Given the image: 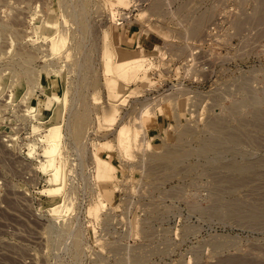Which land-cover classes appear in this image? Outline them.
<instances>
[{"label": "rangeland", "instance_id": "rangeland-1", "mask_svg": "<svg viewBox=\"0 0 264 264\" xmlns=\"http://www.w3.org/2000/svg\"><path fill=\"white\" fill-rule=\"evenodd\" d=\"M261 1L0 0V264H264ZM59 33L64 42L55 44L50 36ZM198 39L199 61L210 66L199 82V115L188 118L187 100L175 101L189 90L173 89L140 118L145 131L157 120L172 123L167 140L132 157L141 130L132 120L144 96L176 81V66ZM107 56L115 66L136 57L151 63L125 80ZM55 89L68 98L66 171L82 181L68 190V175L64 199L48 194L50 174L40 166L48 127L25 110L36 99L44 120L60 97ZM76 113L85 116L79 134L68 129ZM123 123L132 126L129 149L116 132ZM211 139L216 144L207 145ZM106 140L118 149L104 148ZM95 144L108 178L96 176ZM74 149L84 161L70 158ZM122 153L131 155L123 168ZM99 192L107 204L100 213L90 210ZM61 201L71 210L54 214Z\"/></svg>", "mask_w": 264, "mask_h": 264}, {"label": "bare ground", "instance_id": "bare-ground-1", "mask_svg": "<svg viewBox=\"0 0 264 264\" xmlns=\"http://www.w3.org/2000/svg\"><path fill=\"white\" fill-rule=\"evenodd\" d=\"M120 3H128L129 0H116ZM261 1V0H260ZM263 1H261L262 3ZM260 3V4H261ZM262 15V14H261ZM264 16V15H263ZM262 17V16H261ZM50 23H53V20H50ZM42 29L48 30L51 29V26L45 24L44 26L42 25L41 27ZM195 32H197V30H195ZM60 35V33H59ZM50 40L52 42H55V44H57L56 42L62 41L64 42V37L63 36H59L57 37V35H53L50 36ZM113 56H107L105 58V62L107 63V66L110 67L111 71L113 73H116L118 78L121 79H125V80H132L135 79L137 77V75L143 70L145 69L149 63L148 59L144 58V57H136L133 58L131 60H125L122 61L120 63V65L115 66L114 63H111L113 60ZM57 88V87H56ZM59 93V89H55L53 95H58ZM126 97V96H125ZM13 98V97H12ZM67 95L66 93H62V95L60 94V97L56 99V103L54 105L50 104L47 106L48 109H45V113H47V117H44V120H39V116L38 113L42 112L39 111L38 112V101L36 99H33L31 103H27V108L26 110V114L32 115L34 116V118L37 119V121H40L39 123H44L46 124L47 130L45 133H43V135L41 136V140L45 143L44 148H43V152L40 153V155L43 157L41 159V168L46 171V173L48 172V174H50V181H51V186L49 188H47V192L48 194L54 198L57 199L59 198V196L62 195L64 188L66 187L67 184V177H68V171L69 169L66 171V167H67V162L66 160L63 158V153H62V144H63V140L66 137V133L64 130V124H65V120L66 117H64V113H66L65 110V106L64 104H66L67 102ZM62 100V101H61ZM257 100V99H256ZM64 101V104L62 103ZM255 102V101H254ZM259 102V101H258ZM261 102V101H260ZM257 103V102H256ZM123 104V103H122ZM233 106V105H232ZM236 106V105H234ZM233 106V107H234ZM148 111V110H147ZM151 112V110H149ZM236 112V111H235ZM234 112V113H235ZM256 112V111H255ZM259 114V113H258ZM144 117V116H143ZM259 118V117H258ZM85 121V116H80L78 113L75 114L73 123H72V119L71 121L68 122V129L70 127L71 130H75L78 134L79 132L82 130L83 127V123ZM212 121V120H211ZM217 121V120H215ZM212 123V122H211ZM214 123V121H213ZM218 123V122H216ZM210 124V123H209ZM219 125V124H218ZM43 126V125H42ZM45 126V125H44ZM73 127V128H72ZM222 127V126H221ZM224 127V126H223ZM40 128V125H36L34 124V131L38 130ZM211 128V127H210ZM69 129V130H70ZM224 129V128H223ZM226 129V128H225ZM218 130V129H216ZM220 130V129H219ZM74 132V131H72ZM117 136H119L118 138H120V142L123 146H125V149H129V147L132 144V126H130L128 123H123L122 125H120V127L117 129ZM219 132V131H218ZM221 134V133H219ZM223 134V133H222ZM236 134V133H235ZM225 135V134H224ZM234 135V134H231ZM216 136V135H215ZM221 136V135H220ZM235 136V135H234ZM138 137V133H135V138ZM213 137V136H212ZM218 137V136H217ZM237 138V136H236ZM239 138V136H238ZM234 139V138H233ZM240 140V138H239ZM221 141V140H220ZM224 141V140H222ZM237 142V140H235ZM226 142V141H225ZM235 142V143H236ZM104 143V148H107L108 150H115L118 149V147L115 146V143L111 142V140H106L103 142ZM205 143L207 145H213L216 144V142H213V140L211 139L210 141H205ZM218 143V142H217ZM230 142H227V144ZM233 143V142H232ZM239 143V142H238ZM221 144V143H220ZM224 144V143H223ZM226 144V143H225ZM205 145V144H204ZM238 145V144H236ZM30 146V150L29 153L30 154H34L35 153V146L33 143H29ZM215 146V145H214ZM223 146V145H222ZM209 147V146H208ZM207 147V148H208ZM218 147V146H217ZM226 147V146H225ZM236 147V146H235ZM97 149V144H95L94 150L91 152L92 156L94 158V161H96V176H97V171H99L100 173V177L105 178V176L108 178L109 175V162H108V166L104 163H101L102 157L99 156V154L97 153V151H95ZM212 149V148H211ZM219 150V149H218ZM117 157V156H116ZM118 159V158H117ZM246 159V158H245ZM254 159V158H253ZM252 159V160H253ZM107 161V160H105ZM253 163V162H252ZM115 164V163H114ZM227 164V163H226ZM256 164V163H254ZM239 166V165H238ZM233 167V166H232ZM246 167L248 166H244V167H238L241 170H245ZM260 167V166H259ZM237 168V169H238ZM250 168V167H248ZM252 168V167H251ZM232 169V168H231ZM230 169V170H231ZM236 169V168H235ZM236 169V170H237ZM255 169V168H254ZM253 169V170H254ZM235 170V171H236ZM247 170V169H246ZM245 170V171H246ZM251 171V170H250ZM259 171V170H258ZM229 172V171H228ZM234 172V171H233ZM249 172V171H248ZM250 173V172H249ZM262 173V172H261ZM243 174V173H242ZM241 174V176H242ZM232 175V174H231ZM217 176V175H216ZM240 176V177H241ZM220 177V176H219ZM224 177V176H223ZM232 177V176H231ZM230 177V178H231ZM239 177V176H238ZM249 177V176H248ZM234 178V176H233ZM245 177L243 176V179ZM219 179V178H218ZM236 179V178H235ZM234 179V182H235ZM239 179V178H238ZM248 179V178H247ZM260 179V178H259ZM237 180V179H236ZM101 181V180H100ZM227 181V180H226ZM230 181V180H229ZM238 182V181H236ZM242 182V181H241ZM240 182V183H241ZM247 182V181H246ZM101 183V182H99ZM230 183H233L230 181ZM236 184V183H235ZM110 188V187H109ZM65 191V190H64ZM64 195V194H63ZM62 199H64V196ZM98 200L94 203V205L90 206V210L91 211H95V212H102L103 208H105L104 206L107 205L105 202V199L102 196V192H99V196H98ZM64 201V200H63ZM71 203H64V202H57L54 204L53 207V213L57 214V215H62L65 214L67 211L71 210ZM55 206H58L59 208H55ZM256 212V211H255ZM259 212V211H257ZM256 214V213H255ZM75 243V240H74ZM77 243V242H76ZM79 244V243H78ZM75 245V244H74ZM239 255V254H238ZM243 255V254H242ZM241 255V256H242ZM238 259V258H237ZM246 260V259H245ZM234 261V260H233ZM244 261V260H243ZM240 262V261H239ZM238 263V261H237ZM248 263V262H245ZM252 263V262H251ZM249 264V263H248Z\"/></svg>", "mask_w": 264, "mask_h": 264}, {"label": "built area", "instance_id": "built-area-1", "mask_svg": "<svg viewBox=\"0 0 264 264\" xmlns=\"http://www.w3.org/2000/svg\"><path fill=\"white\" fill-rule=\"evenodd\" d=\"M177 70L179 71V75L174 77L176 81H174V82L170 81V84L168 85V87H164V88L161 87L162 90L153 88V90H151L150 93H147V95L144 96L143 99L146 100L147 105L142 110L141 115L134 117L132 120L134 122L133 125H135V127L140 126V128H141V130L139 132L140 133L139 140L135 144L136 149H133L131 151V152H133L131 154L132 157L135 155V151L139 152L137 149L140 147L145 146V148L147 147V149H149L148 146L150 144H152L156 141L162 142V141L167 140V131L166 130H171L173 128L172 123L167 121L166 124H164V127H162L163 125H161L160 121L157 120V122L155 124L150 126L145 131L144 126L140 123V118L145 116L144 115L145 112H147V110H149V109L152 111H154V110L156 111V109L153 107H155L159 102H164L166 100V98H168L170 96L169 94L173 89L183 88V89L189 90L188 93H182L183 95L177 96L175 101H177V102L180 100L181 101H183V100L188 101V102L185 101L186 103H189L188 109H189L190 113H189L188 118L194 117V113H195V115H199V82L204 81V76H203L202 72H208L210 70L209 63H207L204 60L199 61V39L192 43V48H191V51L189 52V54L179 61L178 65L175 68V71H177ZM139 97H142V95L133 96V98H135L136 100H138ZM167 102L170 103V100L168 99ZM187 113H188V111H187ZM196 118L199 119L198 116ZM168 124H170V125L168 126ZM89 133L95 134L96 131L91 130V131H89ZM87 139H89V138H87ZM68 141L70 142L71 140H69V138H68ZM85 141H87V140H85ZM70 143L72 144V141ZM131 155L122 153V155H121L122 158L117 159V164L121 168H123V161H128V159H131L130 158ZM124 157L126 159H124ZM70 158L73 160H76L79 158H82L83 161L85 160V158L81 156L80 152H78L76 150L73 151ZM94 166L89 165V168L88 169L86 168V172L88 175L92 174L95 171ZM130 170H133V167H130ZM69 175H70L69 181H70V183L72 182V184H69L68 190H71V188L77 190V187L81 188V182L82 181H78V182L76 181L77 175H75L74 172H70V171H69ZM84 176H85V174H84ZM76 183H77V185H76ZM97 188H99V187H97Z\"/></svg>", "mask_w": 264, "mask_h": 264}]
</instances>
